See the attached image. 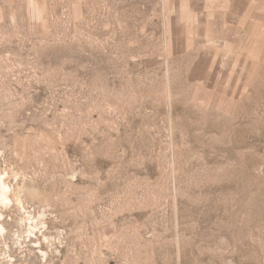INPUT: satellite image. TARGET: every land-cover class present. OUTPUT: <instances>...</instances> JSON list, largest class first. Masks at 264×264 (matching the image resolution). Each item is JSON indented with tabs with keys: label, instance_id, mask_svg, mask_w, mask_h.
<instances>
[{
	"label": "rangeland",
	"instance_id": "1",
	"mask_svg": "<svg viewBox=\"0 0 264 264\" xmlns=\"http://www.w3.org/2000/svg\"><path fill=\"white\" fill-rule=\"evenodd\" d=\"M0 264H264V0H0Z\"/></svg>",
	"mask_w": 264,
	"mask_h": 264
},
{
	"label": "bare ground",
	"instance_id": "2",
	"mask_svg": "<svg viewBox=\"0 0 264 264\" xmlns=\"http://www.w3.org/2000/svg\"><path fill=\"white\" fill-rule=\"evenodd\" d=\"M11 186H9L4 179L3 176H0V203L6 206H10L13 204V200L11 199ZM5 216L2 211H0V220ZM6 229L4 225H2V221H0V232H4Z\"/></svg>",
	"mask_w": 264,
	"mask_h": 264
}]
</instances>
